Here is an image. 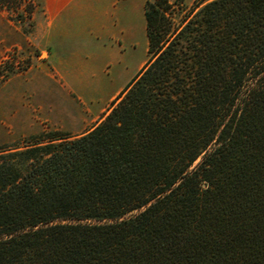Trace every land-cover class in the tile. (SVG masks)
<instances>
[{"label":"trees","instance_id":"obj_1","mask_svg":"<svg viewBox=\"0 0 264 264\" xmlns=\"http://www.w3.org/2000/svg\"><path fill=\"white\" fill-rule=\"evenodd\" d=\"M180 3L87 132L0 148V264H264V0Z\"/></svg>","mask_w":264,"mask_h":264},{"label":"rangeland","instance_id":"obj_2","mask_svg":"<svg viewBox=\"0 0 264 264\" xmlns=\"http://www.w3.org/2000/svg\"><path fill=\"white\" fill-rule=\"evenodd\" d=\"M32 1L36 5L33 14L34 26L21 25L11 20L7 12L0 9V86L12 81L13 88L19 90L21 88L25 92L29 90L30 92L23 93V102L34 106L32 116H24L23 130L18 131L5 126L3 120L8 119V113L2 110L0 105V148L22 147L33 137L51 131L67 133L70 136L85 133L108 112L112 100L136 75L147 59L148 40L144 15L136 16L135 20L130 22L132 32L130 40L126 41L125 37L113 34L98 35L94 38L95 47L92 52L89 39L86 37L83 40L86 43H83L78 51L69 41L65 47L57 46L59 38L48 36L46 32L42 0ZM195 1L181 0L179 5H175L173 17L176 22L185 18ZM119 23L112 21V29L117 28V25L119 27ZM63 47L65 49L62 52ZM122 49L127 55L111 60L110 56L120 53ZM92 53L97 57L93 67L90 63ZM77 55L78 71L75 68ZM53 58L55 62H58V58L68 62L65 66L67 73L70 74L71 83L77 80L73 74L81 73L80 78L86 72L85 81L83 79L82 82L85 88L88 87V91L83 100L72 89L70 95L62 99L61 92L66 94L67 86L65 84L63 87L62 80L53 72ZM30 93L32 96L34 94L38 96L37 102L31 101ZM52 95L54 101H51ZM47 104H53L54 108L49 109L48 115H45ZM40 106H43L44 111L39 109ZM93 107H98L97 111H92Z\"/></svg>","mask_w":264,"mask_h":264},{"label":"crops","instance_id":"obj_3","mask_svg":"<svg viewBox=\"0 0 264 264\" xmlns=\"http://www.w3.org/2000/svg\"><path fill=\"white\" fill-rule=\"evenodd\" d=\"M145 2L146 0H42L43 15L46 20V32L48 36L59 38V42L57 43L58 47H61V45H64V47L67 46L66 42L69 41L70 45L78 51L80 46L86 43L83 40L88 37L90 50L93 52L95 47L94 38L98 35L107 34L109 36L113 34L125 37L126 41L130 40L129 38L132 37L130 22H133L136 16L144 15ZM112 21L120 22L119 27L117 25V28L112 29ZM64 47L61 49L62 52L65 49ZM123 50L120 53L111 55V60L117 57H125L127 54ZM53 59V72L62 80V86L65 84L67 86L66 94L65 92H61L62 99L65 96L68 97L70 95V89H72L83 100L88 91V87L85 88L82 82L83 79L85 81L86 72L80 78L79 75L81 73L76 72L77 74H73L77 77V80L71 83L70 81L72 80H69L70 74L67 73L65 66V63L68 62H64L61 58H58V62H55V58ZM96 61L97 57L95 53H92L90 59L91 67L94 66ZM78 62L79 56L77 55L75 63L77 71L79 66ZM11 83L12 81H9L0 86L1 109L6 110L8 113V119H5L7 120L6 122L3 120V123L9 129L21 131L24 126V116L31 117L34 106L31 107L30 105L24 104V89H15L11 86ZM26 92L30 91L28 90ZM30 96L31 101H38L36 94L32 96L30 93ZM51 101H54L53 95L51 96ZM46 108L45 111L47 112L49 109L52 110L54 105L47 104ZM39 109L44 111L43 106H40ZM91 109L92 111H97L98 107ZM45 115H48V112Z\"/></svg>","mask_w":264,"mask_h":264}]
</instances>
